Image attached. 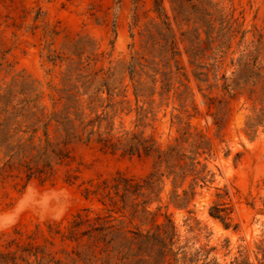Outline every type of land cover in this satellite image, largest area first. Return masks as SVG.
<instances>
[{
	"label": "rangeland",
	"instance_id": "374dc122",
	"mask_svg": "<svg viewBox=\"0 0 264 264\" xmlns=\"http://www.w3.org/2000/svg\"><path fill=\"white\" fill-rule=\"evenodd\" d=\"M162 4L175 58L153 0H0V123L21 128L10 127L6 141L0 130V264H122L87 234L63 236L79 213L89 219L81 231L108 220L117 241L132 231L162 232L169 215L171 264H264V0ZM135 85L144 94L137 97ZM72 99L95 134L69 143L70 158L45 180L28 179L11 157L17 142L35 146L29 155L60 142L62 125L53 118L45 134L41 110L64 119ZM185 131V147L206 140V181L187 206L171 200L170 179L149 213L85 194L117 172L143 177L152 167L150 157L105 147L99 135L143 133L166 148ZM216 202L229 206L230 226L209 213Z\"/></svg>",
	"mask_w": 264,
	"mask_h": 264
},
{
	"label": "trees",
	"instance_id": "16d2710c",
	"mask_svg": "<svg viewBox=\"0 0 264 264\" xmlns=\"http://www.w3.org/2000/svg\"><path fill=\"white\" fill-rule=\"evenodd\" d=\"M153 9L162 20L163 27L167 30L164 33V38L169 42L166 49L170 50L172 57L175 58L179 51L176 48L175 39L171 33L168 15L162 0H153ZM130 74L131 79H133V65L130 66ZM196 75H199V73H196ZM134 93L137 97L144 94L143 89L137 85L134 86ZM69 98L71 99L72 96H69ZM77 102L72 99V103L66 106L64 119H58L55 112L45 113V107L41 110V114L48 117L43 121L45 134H47V126L53 118L57 120L58 124L62 125L65 133L63 139L56 145L47 142V145L40 149L38 153L29 155L27 154L28 147L32 150L35 146L31 143L26 144L21 140L17 142L15 152L11 157H18L16 166L18 169L23 168L28 179L38 176L45 180L52 175L54 163H63L70 158L69 143L73 141H91L96 130L93 127L88 129V126L93 125L94 122L92 120L85 122L78 112ZM36 112L32 111L34 114ZM71 112H74L76 118H78V124H76L75 118L69 117L68 114ZM39 122H41V119L33 123L32 133L27 138V141L32 142L36 131L40 127ZM10 127H13L15 132L21 130L20 126H11L10 122H1L0 130L6 131L7 135L3 141L12 136L9 133ZM190 137L191 133L185 131L182 136L176 138V143L162 148L154 138L146 137L143 133L131 132L116 141H113L110 137L99 135L97 141L102 142L105 147H109L112 150L121 149L125 154L150 157L152 159V167L151 171L143 177L117 172L112 178H104L94 187L85 188V194L87 196L90 194L100 195V200L103 203L109 202L113 206L120 203L119 210L129 209L132 215L149 213L148 204L155 199H160V192L164 188L165 181L170 179L173 186L171 200L177 206H187L196 193L195 187L199 180L206 181V162L201 159L203 154L206 153V140L200 135L190 142L189 148L180 143L181 140L189 142ZM76 177V175L70 173L67 180L72 181ZM189 177L190 182L185 186ZM179 187H182V193L178 191ZM230 212L229 206L225 205V203L216 202L209 209V213L219 218L226 226H230V221L228 220ZM97 219L99 220L101 217L98 216ZM166 219L162 232L143 233L132 231L131 236L123 235L121 240L117 241L119 235L116 234L113 225L108 224V220L99 222L98 225L90 224L89 229L81 231V225L89 219H84L79 213L72 221L68 232L63 234V236L77 240L79 234H87L89 238H93V245L98 246L100 242L102 243L100 252H106L109 257H116L122 264H165L166 262L171 264L167 260V255L172 251V248L168 244L173 242V238L176 235V227L169 215H166ZM0 257L6 260V255L1 254Z\"/></svg>",
	"mask_w": 264,
	"mask_h": 264
}]
</instances>
